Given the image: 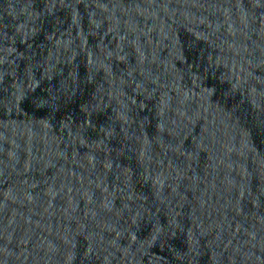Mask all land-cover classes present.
<instances>
[{
    "label": "water",
    "instance_id": "water-1",
    "mask_svg": "<svg viewBox=\"0 0 264 264\" xmlns=\"http://www.w3.org/2000/svg\"><path fill=\"white\" fill-rule=\"evenodd\" d=\"M0 264H264V0H0Z\"/></svg>",
    "mask_w": 264,
    "mask_h": 264
}]
</instances>
